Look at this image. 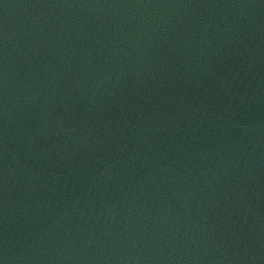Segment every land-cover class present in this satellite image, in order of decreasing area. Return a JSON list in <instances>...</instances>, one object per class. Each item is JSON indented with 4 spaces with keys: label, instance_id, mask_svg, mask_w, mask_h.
I'll list each match as a JSON object with an SVG mask.
<instances>
[{
    "label": "water",
    "instance_id": "1",
    "mask_svg": "<svg viewBox=\"0 0 264 264\" xmlns=\"http://www.w3.org/2000/svg\"><path fill=\"white\" fill-rule=\"evenodd\" d=\"M0 264H264V0H0Z\"/></svg>",
    "mask_w": 264,
    "mask_h": 264
}]
</instances>
